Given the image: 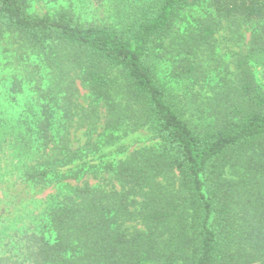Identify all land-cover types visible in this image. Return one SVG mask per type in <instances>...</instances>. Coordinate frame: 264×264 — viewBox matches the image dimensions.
Returning <instances> with one entry per match:
<instances>
[{
	"label": "trees",
	"instance_id": "16d2710c",
	"mask_svg": "<svg viewBox=\"0 0 264 264\" xmlns=\"http://www.w3.org/2000/svg\"><path fill=\"white\" fill-rule=\"evenodd\" d=\"M205 4L208 15L174 50L171 78L191 83L175 95L158 75L162 51L184 13ZM246 25L256 28L252 48L234 79L202 97L198 52L210 58L219 30ZM0 26L42 58L49 83L42 114L14 127L12 143L30 162L22 183L36 194L57 188L12 264H264V90L247 66L255 52L264 60V0H147L118 26L0 0ZM77 81L90 93L87 108ZM144 128L157 147L94 162ZM74 129L85 130L82 147Z\"/></svg>",
	"mask_w": 264,
	"mask_h": 264
},
{
	"label": "rangeland",
	"instance_id": "374dc122",
	"mask_svg": "<svg viewBox=\"0 0 264 264\" xmlns=\"http://www.w3.org/2000/svg\"><path fill=\"white\" fill-rule=\"evenodd\" d=\"M29 11L38 16L54 15L61 10H71L82 23L97 25H121L127 18L130 8L147 0H27ZM195 8L184 13V21L178 24L173 35L168 39L169 47L162 51L158 75L175 95L187 93L191 83L186 80L172 79L171 70L178 54L177 45L183 41V33L193 29L195 22L208 15L209 10ZM255 27L243 26L241 29L225 28L218 31L213 46L214 54L206 56V50L198 52L205 60V72L208 77L203 83L202 77L195 91L202 97L213 98L216 85L222 80L234 79L237 62L252 48V34ZM204 55V56H203ZM248 68L257 84L264 90V60L258 53L248 59ZM47 71L42 58L35 54L28 45L6 28L0 26V264H12L23 238L30 232L34 215L42 209V202L57 192L50 188L41 194L22 183L20 175L25 159V152L13 144L14 127L22 122H33L35 115L42 114V93L48 89ZM113 77L117 72H111ZM78 102L85 108L91 105L88 90L77 81ZM200 121V120H197ZM85 130H72L74 147H82L87 141ZM158 141L147 129L131 132L113 144L106 146L93 160L96 164L109 165L125 159L142 148L157 147ZM92 184L97 181L92 180ZM72 184H76L72 182ZM2 259H5L2 261Z\"/></svg>",
	"mask_w": 264,
	"mask_h": 264
}]
</instances>
